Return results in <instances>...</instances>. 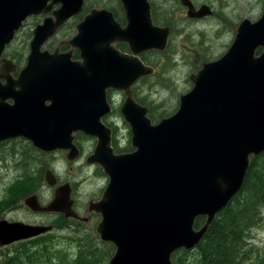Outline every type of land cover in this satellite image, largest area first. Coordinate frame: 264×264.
I'll use <instances>...</instances> for the list:
<instances>
[{
	"label": "water",
	"instance_id": "obj_1",
	"mask_svg": "<svg viewBox=\"0 0 264 264\" xmlns=\"http://www.w3.org/2000/svg\"><path fill=\"white\" fill-rule=\"evenodd\" d=\"M48 1L0 0V54L26 16L49 12L60 3L52 11L55 20L45 18L34 29L27 67L0 92V140L24 136L43 150L68 149L66 157L72 160L80 154L72 143L73 132L95 137L86 161L98 164L108 182L87 211L100 215L95 232L114 246L108 264H175L173 252L192 250L201 241L216 214L240 190L250 158L264 152V5L257 20L239 22L220 57L190 75L192 87L180 95L177 110L152 123L131 87L154 72L138 54L165 49L170 29L152 23L148 1L122 0L128 16L125 28L109 12L92 10L67 41L81 60H72L71 51L51 56L48 74L42 81L35 78L31 90L34 53L83 4ZM180 2L189 17L212 13L206 4L195 8L190 0ZM122 39L129 42L131 55L113 46ZM107 89L126 94L120 111L130 127L131 152L112 151L111 131L101 122L110 112ZM42 101L50 105L44 107ZM45 181L56 185L53 199L43 206L31 194L24 199L30 210L88 220L73 208L68 182L57 185L50 169ZM199 216L205 222L195 229ZM51 230L52 225L2 219L0 248Z\"/></svg>",
	"mask_w": 264,
	"mask_h": 264
},
{
	"label": "rangeland",
	"instance_id": "obj_2",
	"mask_svg": "<svg viewBox=\"0 0 264 264\" xmlns=\"http://www.w3.org/2000/svg\"><path fill=\"white\" fill-rule=\"evenodd\" d=\"M196 5L206 4L211 10H214L217 15H207L202 18L189 19L185 15V9L174 0H167V12L170 17V22L173 26V31L170 32L166 49L163 52H153L147 54V59L151 65L155 67L154 76L141 80L134 84L136 88V96L146 102H153L152 105H157L156 111L162 109L167 114H172L178 106L179 94L187 92L192 83L189 79L192 73L197 72L205 61L213 60L223 54L230 45L238 22L243 18H248L251 21L256 20L262 11L264 0H194ZM220 14L227 18L224 22L219 16ZM43 17L42 15L37 16ZM68 30H74V22L70 23ZM171 28V27H170ZM67 29V28H66ZM64 30L59 38L52 41V45L59 47V42L68 34ZM185 34V35H182ZM158 74H165V79L162 83H158ZM158 80V81H157ZM117 102L121 99L118 93L115 95ZM117 125V133L121 142L127 141V126L120 121L119 117H115ZM80 140L84 156L87 152H91L95 145V140L88 137ZM18 145H7L0 150V203L3 201L6 205L4 209H0L2 218L11 221H22L27 223L54 224L57 220L56 214H35L27 206L24 205V196H19L20 192H15L12 196L8 191L19 175L24 172L32 171L39 172L44 168H51L58 179V183L68 182L72 189V198L74 199V209L81 216H86V208L91 200H97L103 189L105 188L108 178L105 174L98 171L93 165L84 161V157L73 164H69L65 158V152L54 153L52 155L43 156L34 155L30 161V165L25 170L21 169L20 164L14 165L13 160H20V155L15 154L10 157L8 151L11 147ZM44 174V172H41ZM54 187L48 185L44 180L38 186L37 194L41 203L45 204L53 197ZM10 198V199H8ZM100 216L94 215L87 222L79 221V223L71 224L66 229H53L50 233H54L53 238H56L57 247L66 250L67 256L64 263H59L52 259L50 255H46L43 261H36L33 257L23 258L21 245L16 242L7 247L0 248V264L8 259L11 255L15 256V262L19 264H71V260L76 257L77 241L68 239L72 236L74 239L85 236L86 233H91L102 242L98 234L95 232V227ZM83 230V232L80 231ZM249 239L250 245L253 247V259L257 256L264 255V214L260 226L254 228ZM81 239V238H80ZM83 242V239H81ZM97 244L98 250H106L107 245ZM32 243H26L31 245ZM111 244V243H107ZM112 245V244H111ZM249 245V246H250ZM113 246V245H112ZM114 248V246H113ZM89 251V249H87ZM114 251V250H113ZM196 253L188 252L187 260L189 264L196 263Z\"/></svg>",
	"mask_w": 264,
	"mask_h": 264
},
{
	"label": "flooded vegetation",
	"instance_id": "obj_3",
	"mask_svg": "<svg viewBox=\"0 0 264 264\" xmlns=\"http://www.w3.org/2000/svg\"><path fill=\"white\" fill-rule=\"evenodd\" d=\"M147 1L149 3L150 17H151L152 23L156 26H159V27H169L170 31L172 32L173 31L172 27L170 28V26H168L166 24V18L168 15L167 0H147ZM174 1L179 3L185 9V15L189 19H197V18L189 17L187 15V7L184 6L180 2V0H174ZM190 1L195 8H198L200 6V5L197 6L194 0H190ZM50 2L51 1L49 0L47 3L49 4ZM59 7H60V3H56L52 6V8L49 12L30 14V15L26 16V18L22 21L19 28L14 32L13 38L10 40L9 43H7L4 46V49L0 54V92H4V89H5L8 81L15 82L18 79V76L21 74V72L27 67L28 58H29V55L31 54V49H32L31 48V45H32L31 41L33 40V37H34V34H33L34 29L37 26L41 25L45 18L50 17L53 20H55V16L53 15L52 11L56 10ZM94 9L98 10V11L105 10L106 12H109L111 14L113 21L116 22L121 28H125L128 25L127 10H126L125 5L123 4L122 0H83L81 10L78 13L73 14L70 17H68L62 23V25H60L58 27L56 32L53 35H51L50 37H48L42 43V45L40 46L37 53H34L33 58H32V72H33L32 78L33 79H32L31 90L33 88V80L35 78H37V80H39V81H42L44 79L45 75L48 74L51 56L60 55L64 52L71 51L70 57L72 60H75V61L81 60L78 49L72 47L70 44L67 43V41L70 40L77 33V31H78L77 25L81 21H83L85 16L90 14L91 11ZM39 15H42L43 17L38 18L37 16H39ZM211 15H217V13L214 10H212ZM218 16H219V14H218ZM221 16H219V17L222 18L224 22H227V18L224 17L223 15H221ZM99 18L107 20L104 15H100ZM200 18H202V17H200ZM71 22H74V30H68L71 27L70 26ZM239 22H238V24H239ZM65 29L68 31V34L64 38L66 40L60 41L59 45L60 44H66V45H61L60 48L53 46L52 41H55L57 39H63V38H59V35H61V33ZM235 32H236V29H235ZM182 35H185V34H182ZM234 35H235V33H234ZM233 38H234V36H233ZM112 44L120 52L128 54V55L132 54V52L130 50V44L126 39H122L120 41L116 40ZM165 49H163V50H157V49L145 50V51L139 53L138 57L145 65L153 67L154 72H155V67L153 65H151V62L147 59V54H152L153 52H163ZM154 72L150 75H145V76L139 78L135 83H138L139 81H141L145 78H150V77L154 76ZM157 78L159 80V81L157 80L158 83H162L163 80L165 79V74H158ZM189 79H190V77H189ZM134 84L131 87L132 96L138 104H140V105H142L148 109L147 115L150 118L148 103L152 104L153 102H151V101L146 102L145 101L146 103H142L139 100H137L138 98H136V96H135L136 89L133 87ZM17 89H18V87L14 86V90H17ZM118 93L121 95V99L119 100V102H117V100L115 99V95H117ZM181 94H183V93H181ZM181 94H179V97L177 100L178 105H179V98H180ZM106 99H107V102L109 103V106H110V112L101 117V122L106 127H108L111 131V141L110 142H111L112 151L116 154L131 152L133 150V147L131 146V141H130L131 140L130 127H129V124L127 123V121L124 119V117L120 111V108L126 99V94L122 90L107 89L106 90ZM6 102H8L9 104H13V100H11L9 98L6 99ZM42 105L44 107H48L50 105V103H49V101H42ZM160 111L161 110H159L158 112H160ZM116 116L119 117L120 121H122L123 124L125 126H127V129H128L127 134L129 136V138L127 139V141H125L123 143L121 142L120 137L118 136V133H117V125L115 123V117ZM150 120L152 123H157L159 121L158 120L157 122H154V121H152L151 118H150ZM86 137H88L92 140H95V145H96V138L95 137L85 135L83 132H79V131L73 132L72 143L76 146V148L79 149L80 154L76 158L69 160L66 157V154L68 153L69 150L68 149L63 150L65 152V158L68 160L69 164L76 163L77 161H79L83 157H84V161L86 163H88L86 161V158L89 154L92 153L95 145L92 148V151L87 152V155L84 156L83 148L81 145L82 141H80V140L81 139L82 140L87 139ZM16 143H18V145H16L15 147H11V149L8 151V153L10 154L11 158H13V156L15 154H19L20 160H13L14 165L20 164L21 169L25 168V170L30 165V161L32 159V156L40 155L41 157H43V156L52 155V154L57 153V152H61V150H56V151L55 150L54 151L43 150L40 147L34 145V143L30 139H28L24 136H13V137L1 139L0 140V150H1V148L6 147L7 145H11V144L14 145ZM127 147H129L130 150H128ZM117 149H122V150L117 152ZM88 164L93 165L95 168H97V170L99 169L101 173L105 174L103 172L102 168L98 164H94V163H88ZM48 169H50L52 171L51 168H46L45 170H44V168H42V170L38 174V171L35 173L32 171V166H31L30 172H24L23 175H19L13 183V185L20 183L21 188H12V186H13L12 185L10 190L8 191L9 195L12 196L17 190H19V192H20L19 196H24V199L26 197L30 196L31 194H36L38 201L40 202L39 196L36 192L38 190V186L42 183V180L45 181V172ZM41 172H44V174H42ZM59 184H62V183H58V179H57V185H59ZM53 187H54V190H53V197H54L56 185H53ZM71 189H73V188L71 187ZM22 192H24L25 195H22ZM71 195H72V192H71ZM53 197L51 198V200L53 199ZM8 199H10V198H8ZM24 199H23V203H24ZM51 200H49L48 202H50ZM47 203L43 204L40 202V204L43 206L46 205ZM5 206L6 205L2 201L0 203V209L6 208ZM73 208H74V203H73ZM32 212H34L35 214H56L54 212H39V211H37V212L32 211ZM86 213H87L86 216H82V217H87L88 220L90 219L92 214L95 215V213H93V212H88L87 208H86ZM96 215H99V214H96ZM2 217H3L2 214H0V220L4 219ZM201 217H204V216H201ZM77 220L82 221L80 219H77ZM88 220L82 221V222H87ZM14 221H16V220L11 219V221H9V222H14ZM19 222H22V221H19ZM204 222H205V217H204ZM204 222H203V224H204ZM24 223H27V222H24ZM27 224H44V222H40V223L31 222V223H27ZM47 225H52L54 227V224H47ZM7 246H9V245H7ZM7 246H5V247H7Z\"/></svg>",
	"mask_w": 264,
	"mask_h": 264
},
{
	"label": "trees",
	"instance_id": "obj_4",
	"mask_svg": "<svg viewBox=\"0 0 264 264\" xmlns=\"http://www.w3.org/2000/svg\"><path fill=\"white\" fill-rule=\"evenodd\" d=\"M166 24L173 29L168 15ZM136 98L138 97L136 96ZM137 100L146 103L141 98ZM148 105L149 116L154 122L170 115L162 111V109L160 112L156 111L157 105L150 103ZM127 148L130 150L129 147ZM121 150L117 149V152ZM12 188H21L20 183L13 185ZM22 195H25L24 192H22ZM263 214L264 152L250 158L249 166L240 190L224 209L216 214L202 240L193 250H176L171 256L172 261L175 264H189L186 262L187 253L194 251L197 255L195 259L197 264H264V255L257 256L253 259V247L249 242L251 237L250 232L260 226L263 220ZM56 215L58 218L53 221L55 229H66L71 224L79 223L77 219L65 218L62 214ZM203 222L204 217H197L194 222V227H200ZM80 231L83 232L81 229ZM53 236L54 233H45L33 239L19 241L18 243L21 245L23 258L33 257L36 261L40 262L46 258V255H50L57 262L64 263L67 251L57 247L56 238H53ZM80 238L83 239V242ZM68 239L77 241L76 257L71 260V264H107L114 250L113 246L107 243V251L104 249L98 250L96 245H104V243L100 242L93 232L86 233L85 236L79 237L78 239H74L72 236H69ZM26 243L32 244L26 245ZM13 255L20 257L16 253ZM15 256L11 255L3 261V264H19L18 261L14 263L16 260Z\"/></svg>",
	"mask_w": 264,
	"mask_h": 264
}]
</instances>
